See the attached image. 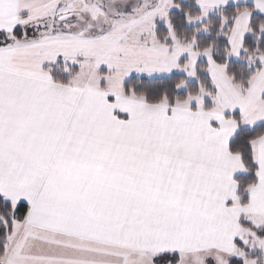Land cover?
Instances as JSON below:
<instances>
[{
  "label": "snow or ice",
  "instance_id": "snow-or-ice-1",
  "mask_svg": "<svg viewBox=\"0 0 264 264\" xmlns=\"http://www.w3.org/2000/svg\"><path fill=\"white\" fill-rule=\"evenodd\" d=\"M0 264H264V0H0Z\"/></svg>",
  "mask_w": 264,
  "mask_h": 264
}]
</instances>
